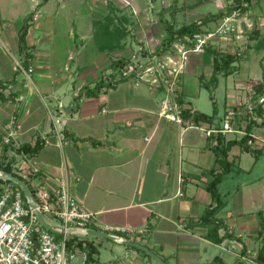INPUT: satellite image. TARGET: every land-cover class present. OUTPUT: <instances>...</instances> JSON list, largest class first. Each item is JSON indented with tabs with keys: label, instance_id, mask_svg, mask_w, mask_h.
<instances>
[{
	"label": "crops",
	"instance_id": "1",
	"mask_svg": "<svg viewBox=\"0 0 264 264\" xmlns=\"http://www.w3.org/2000/svg\"><path fill=\"white\" fill-rule=\"evenodd\" d=\"M140 2L0 0V83L13 84L12 98L0 105V144L13 117L25 144L41 142L30 160L11 158L7 149L4 158L12 161L13 171L17 165L24 170L39 165L79 176L75 192L97 214L94 230L100 231L101 224L142 229L126 237L166 264H207L216 258L214 264H259L264 119L252 128L250 150L238 143L229 152L234 165L218 184L224 205L211 218L222 226L212 233L214 223L203 221L215 205L208 189L211 171H219L210 137L202 128L184 129L161 117L163 91L130 80L114 83L117 60H129L149 46L159 48L166 33L164 23L153 21L147 9L146 29L140 28ZM35 10L40 18L30 24ZM212 22L204 29L215 27ZM26 25L30 58L25 64L20 34ZM260 29L264 34V25ZM246 42L250 50L234 64V72L218 75L213 92L222 78L224 99L221 104L214 99L212 110L200 103L194 107L193 101L200 100L202 87H211L214 51L189 54L181 95L186 107L221 119L229 102L245 98L250 83L264 82V47L257 48L256 38ZM248 53L257 55L262 71L247 60ZM20 61L25 70L18 67ZM100 83L97 93H87ZM59 132L69 143H60ZM84 240L95 248L87 264H160L114 239L89 235Z\"/></svg>",
	"mask_w": 264,
	"mask_h": 264
},
{
	"label": "built area",
	"instance_id": "2",
	"mask_svg": "<svg viewBox=\"0 0 264 264\" xmlns=\"http://www.w3.org/2000/svg\"><path fill=\"white\" fill-rule=\"evenodd\" d=\"M233 0H229L231 3ZM243 2V6H247ZM228 5H225V8ZM40 18L35 10L30 23ZM218 25L193 35L185 34L178 37L172 47L166 51L154 49H140L133 54L127 64L115 77L114 83L120 80H130L136 84H146L154 91H163V99L159 114L164 119L181 125L182 128L198 127L206 131L212 146H216L219 135L227 140H242L251 136L247 144L253 147L255 135L248 131L250 123L262 122L264 114L260 115L259 107L264 109V93L258 91V83H250L246 87V96L241 100H232L225 108L221 119L215 118L212 123L194 120L195 110L186 107L182 101L183 77L187 69L188 57L191 53H204L209 46L219 48L220 51H231V43L241 39L246 32L263 25L260 17L250 20L251 10L234 9L230 14L220 19ZM261 30V29H260ZM262 32V30H261ZM166 34H163V38ZM18 67L25 70L23 63ZM29 71L33 66H29ZM26 72V71H25ZM13 84L5 82L0 85V105L3 97H11ZM12 98V97H11ZM22 96H14L20 100ZM186 111H190L186 116ZM17 119L5 125V131L0 144V162L8 161L4 158L5 151L9 157H21L30 160L34 155L19 151L25 143L21 139L17 127ZM60 143L67 144L64 136L59 132ZM8 158V159H11ZM13 173L29 185L34 195L33 207L22 187L10 180L6 174ZM80 177L69 175L64 171H51L39 165L25 169L17 165V170L6 172L0 168V264H87L89 247L84 237L89 236V230H94L97 224V214L90 210L75 192V186ZM183 181V179H182ZM183 195L181 191L179 193ZM40 212L44 221L39 218ZM44 222L52 228H48ZM100 231L108 232L117 242L129 240L126 236L134 237L143 230L125 227L99 225ZM77 239H73L74 237ZM82 241V244L79 242Z\"/></svg>",
	"mask_w": 264,
	"mask_h": 264
},
{
	"label": "trees",
	"instance_id": "3",
	"mask_svg": "<svg viewBox=\"0 0 264 264\" xmlns=\"http://www.w3.org/2000/svg\"><path fill=\"white\" fill-rule=\"evenodd\" d=\"M202 1H206V0H202ZM243 2H247L248 5L247 6H243ZM253 2H255V0H233L230 4H228V6L223 10H219L218 12L214 13V14H209L207 16H205L202 20L200 21H193L191 23L188 24H183L179 27H177L174 23H170L167 21H164V28L166 31V35L163 38V40L160 43V47L157 48V50L159 51H166L168 49H170L173 45V43L175 42V40L178 37H181L185 34H196V33H200L205 31L204 26L208 25L211 21H218L219 19L223 18L224 16L230 14L234 9L236 8H241L243 11H248L251 9V6L253 5ZM33 13L32 15L29 17L30 19H32ZM32 24V23H30ZM29 24V25H30ZM29 25H26L20 34V48L21 51L25 53V60L24 63L26 64L27 61L30 58V54L27 51V45H26V36H27V32H28V28ZM254 36L256 37V39H259V43L257 44V48L261 49L264 47V34L261 33L260 29L254 28L251 32V37ZM259 38H258V37ZM254 39V38H253ZM213 50V64H214V75L212 76L210 82L215 83L218 79V75L219 74H223V75H229L231 73L234 72L235 70V63L237 61H239L240 59H242L244 57V51L238 52V51H226V52H221L220 50H217L211 46H209L207 48L206 51L208 50ZM127 64V60H123V59H119L115 62V73L116 76L119 74V72L122 70V68ZM1 86H5V82H1L0 83ZM101 88V83L97 84L96 89L95 90H90L87 91L88 94H95L97 93V91ZM257 89L258 91L264 93V82H259L257 85ZM3 99H6L7 97L2 96ZM186 116H189L190 111H186ZM259 113L260 115L264 114V109L260 106L259 107ZM215 118H217L216 114H206L203 112H199L195 110L194 113V120L196 122L200 121V120H205L208 121L210 123H212ZM258 122H253L250 123L248 125V131L251 132L252 128L254 125H256ZM251 136H246L244 137L242 140H227L225 139L223 136L219 135L217 137V145L214 147V151L216 153V157H217V161L219 163V171H215V169H213L211 171V174L213 176V178L211 179V181L208 184V189L209 191L212 193V196L215 200V205L208 209L207 212L204 215L203 221L206 223H214V227L212 228V233L217 234L218 233V229L222 226V223L211 220V218L214 216V214L222 208V206L224 205V202L221 198L220 192L218 190V184L219 182L222 180V178L225 176V174L229 173L233 167V162H231L229 160V152L231 150V148L235 145V144H240L244 149H249L250 150V146L247 144L248 139ZM41 147V142L38 141L36 142V144L34 146L32 145H28V144H24L21 148H19V151L24 150L27 153H30L32 155H35L38 150ZM257 150V149H256ZM257 156V155H256ZM11 163L12 161H8L6 162L5 160H2L0 162V168H2L4 171L6 172H13L12 167H11ZM264 231V225L262 226V233ZM73 239H77V237L75 236ZM213 239L215 241H219L218 237H213ZM263 244L259 250V253L257 255L256 261L259 264H264V235H263ZM83 242L80 241L79 244H82ZM88 247H89V258L92 257L93 252H95V248L93 246L92 243H88ZM219 258H216V260L207 263V264H214L215 261H219Z\"/></svg>",
	"mask_w": 264,
	"mask_h": 264
},
{
	"label": "rangeland",
	"instance_id": "4",
	"mask_svg": "<svg viewBox=\"0 0 264 264\" xmlns=\"http://www.w3.org/2000/svg\"><path fill=\"white\" fill-rule=\"evenodd\" d=\"M141 2L137 4V7H140L137 10L140 11V28L145 31L146 27L144 25L145 22L143 20L147 21L148 16L147 13L143 10L147 9L149 13H151L150 17L153 21L163 22L167 21L170 23H174L177 27L181 26L182 24H188L195 20H202L205 16L209 15L211 12L215 11L216 9H225V5L230 4L229 0H145V3L143 0H140ZM232 2V1H231ZM251 9L253 10V14L251 12L252 20L251 23H254V19L260 16V20L262 21L264 25V0H255L253 2V5L251 6ZM142 14V15H141ZM156 18V19H154ZM151 20V21H152ZM220 19L217 22H212V24H219ZM165 27V26H164ZM164 29V28H163ZM252 32V31H251ZM251 32H246L244 36L241 39H237L236 45H233L238 52L244 51L246 54L247 51L250 50L249 44L246 41L251 40L253 38H256L254 36L251 37ZM258 37V36H257ZM259 38V37H258ZM242 41V42H240ZM232 46V47H233ZM144 47V46H143ZM230 47V48H232ZM152 47L149 46L147 49ZM226 52V51H223ZM247 60L251 61L253 64V67H257L262 71V66L259 62V59H257V55H253L248 53L246 56ZM256 63H253V62ZM242 66H247V63L242 64ZM213 84V85H212ZM214 83H211V87H202V93L201 98L199 101L195 102L193 101V106H196V103L203 104L205 108H208L212 110L213 108V100L216 99L218 104H221L224 99V93L223 90V79L219 78V86L214 90Z\"/></svg>",
	"mask_w": 264,
	"mask_h": 264
},
{
	"label": "water",
	"instance_id": "5",
	"mask_svg": "<svg viewBox=\"0 0 264 264\" xmlns=\"http://www.w3.org/2000/svg\"><path fill=\"white\" fill-rule=\"evenodd\" d=\"M6 176L14 181L15 183L19 184L25 195L31 199V202L30 204L34 207L35 204H34V195L32 194V192L30 191V188H29V185L28 183L26 182V180H24L23 178L13 174V173H7ZM38 215H39V218L44 221L43 219V216L40 212H37ZM44 224L48 227V228H52L49 224H47L46 222H44ZM88 233L90 235H95V236H100V237H103V238H110V239H114L113 236L105 233V232H100V231H97V230H89ZM123 244L125 245H129V246H132V247H135V248H138L140 250H143L145 251L147 254L151 255L156 261H158L160 264H166V262L160 257L158 256L157 254H155L154 252H152L147 246L143 245V244H140L138 242H134V241H131V240H125L124 242H122Z\"/></svg>",
	"mask_w": 264,
	"mask_h": 264
}]
</instances>
